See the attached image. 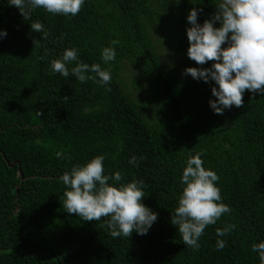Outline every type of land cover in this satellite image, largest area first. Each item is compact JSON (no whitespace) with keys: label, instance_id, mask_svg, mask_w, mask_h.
Returning a JSON list of instances; mask_svg holds the SVG:
<instances>
[{"label":"trees","instance_id":"1","mask_svg":"<svg viewBox=\"0 0 264 264\" xmlns=\"http://www.w3.org/2000/svg\"><path fill=\"white\" fill-rule=\"evenodd\" d=\"M219 2L85 0L76 16L37 8L25 20L0 0V30L7 32L0 38V264H260L252 245L264 241V94L246 91L243 107L215 114V82L173 74L156 50L168 32L185 69L210 68L212 62L200 66L187 55V16L201 10L202 25ZM33 22L44 25L47 39L31 30ZM105 47L116 52L108 64ZM71 48L79 62L110 70V83L52 72L51 62ZM126 71L132 92L122 80ZM200 152L203 166L220 177L221 202L231 211L204 230L194 250L171 219L183 169ZM98 155L105 175L122 173L120 182L109 181L113 186L143 182L142 203L158 214L147 234L113 238L108 218L83 221L63 208L70 189L60 177ZM133 156L136 164L129 163ZM13 161L21 182L16 164H6ZM228 224L236 228L218 237Z\"/></svg>","mask_w":264,"mask_h":264},{"label":"clouds","instance_id":"2","mask_svg":"<svg viewBox=\"0 0 264 264\" xmlns=\"http://www.w3.org/2000/svg\"><path fill=\"white\" fill-rule=\"evenodd\" d=\"M8 3L19 9L25 20H29L37 8L53 15L76 16L85 0H8ZM199 11L193 8L187 16L191 25L186 30L189 42L187 55L197 65L212 62V66L188 67L182 75H190L205 83L214 81L218 87H212L211 92L216 99L209 100V106L215 114L222 115L225 109L243 107L246 91L264 94V0H220L211 19H206L202 25L198 23ZM217 21L220 27H214ZM30 26L32 31L42 33L43 39L48 38L49 33L42 23L33 22ZM6 35L5 30H0V38ZM38 44L39 41L34 40V45ZM111 44L118 45L119 41L113 40ZM225 44L227 47H223ZM115 56L114 47L102 50L101 58L105 64L114 61ZM73 62L76 66L69 70L67 65ZM51 69L65 78L71 71L82 83L98 78L101 85H107L112 80L110 70L102 69L99 63L88 65L79 62L75 48L65 49L61 59L51 62ZM89 72L95 75H87ZM203 155L200 152L187 160L181 177L182 192L171 219V224L178 226L184 245L194 250H199L201 245L198 241L204 230L231 211L227 204L221 202L220 188L216 184L220 177L203 166ZM56 157L70 159L63 152H57ZM104 159L103 155H98L83 166H73L70 172L66 171L60 177L70 189L63 193V208L83 221L108 218L106 225L113 238H130L133 232L147 234L158 214L142 203L145 197L143 182L133 180L113 186L109 181L120 182L123 176L121 172L105 175ZM129 163L136 164V157L133 156ZM235 228L236 225L228 224L218 228L216 235L223 237ZM225 246L224 240H217V250ZM252 251L259 253L260 264H264V241L253 244Z\"/></svg>","mask_w":264,"mask_h":264},{"label":"rangeland","instance_id":"3","mask_svg":"<svg viewBox=\"0 0 264 264\" xmlns=\"http://www.w3.org/2000/svg\"><path fill=\"white\" fill-rule=\"evenodd\" d=\"M169 37L170 34L168 36V32H165L164 34L160 35V39L156 41L157 54L159 55V58H161L162 62H164L166 68H168L170 72L176 75L183 76L182 73L185 70L184 64L180 56L171 50V46L168 42ZM131 77L132 76L130 75L129 71H126V74L122 75V80L125 82V84L127 85V89L130 90V92H132V89L129 85Z\"/></svg>","mask_w":264,"mask_h":264},{"label":"water","instance_id":"4","mask_svg":"<svg viewBox=\"0 0 264 264\" xmlns=\"http://www.w3.org/2000/svg\"><path fill=\"white\" fill-rule=\"evenodd\" d=\"M7 164V166L9 167V168H11L14 164H16V166H17V175L20 177V182L22 181V179H21V174H20V170H19V164H18V161H13V162H11L10 164L9 163H6Z\"/></svg>","mask_w":264,"mask_h":264}]
</instances>
